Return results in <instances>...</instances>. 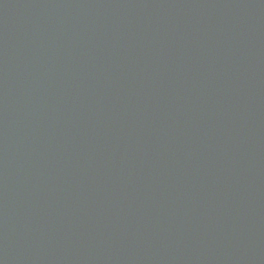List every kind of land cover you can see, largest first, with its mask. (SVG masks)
Here are the masks:
<instances>
[{
	"label": "water",
	"instance_id": "obj_1",
	"mask_svg": "<svg viewBox=\"0 0 264 264\" xmlns=\"http://www.w3.org/2000/svg\"><path fill=\"white\" fill-rule=\"evenodd\" d=\"M0 264H264V0H0Z\"/></svg>",
	"mask_w": 264,
	"mask_h": 264
}]
</instances>
